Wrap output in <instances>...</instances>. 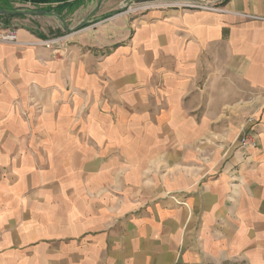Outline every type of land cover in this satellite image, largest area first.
Wrapping results in <instances>:
<instances>
[{"label":"crops","instance_id":"crops-1","mask_svg":"<svg viewBox=\"0 0 264 264\" xmlns=\"http://www.w3.org/2000/svg\"><path fill=\"white\" fill-rule=\"evenodd\" d=\"M124 1L0 0V264H264V0L150 9L95 66L39 43Z\"/></svg>","mask_w":264,"mask_h":264},{"label":"rangeland","instance_id":"rangeland-1","mask_svg":"<svg viewBox=\"0 0 264 264\" xmlns=\"http://www.w3.org/2000/svg\"><path fill=\"white\" fill-rule=\"evenodd\" d=\"M197 1L199 0H127L122 3L118 15L125 16L127 24L123 27L119 25V21H114L116 19L113 18L107 21V29H104V31L100 33L99 28L101 23H96L93 21L87 24L90 26L85 29H82L83 27L81 26L79 29L69 32V34L66 33L62 36H55V38L51 37L48 38L49 40L46 39L39 41V43L56 51L58 50V45L65 46L64 51L55 52V54L59 55L60 59L65 62H67L71 57L70 52L67 50L74 48L76 61L79 63H90L91 65L95 66V62L104 60L106 55L110 53L111 49L116 46V38L121 36L119 38L122 39L124 37L125 33H119L117 35L115 34V30H124L125 32L127 30H131V25L134 21L133 18H137L144 12L156 7L169 6L186 9L180 5L184 4L185 2L198 3ZM12 26L17 27V22L13 23ZM45 34L52 35L49 31H46ZM127 41L129 40H127L125 36L123 42ZM219 264L246 263L238 259H229L220 262Z\"/></svg>","mask_w":264,"mask_h":264},{"label":"built area","instance_id":"built-area-1","mask_svg":"<svg viewBox=\"0 0 264 264\" xmlns=\"http://www.w3.org/2000/svg\"><path fill=\"white\" fill-rule=\"evenodd\" d=\"M180 6L185 8H205L209 10L217 9L212 6H207L192 2H185ZM0 43L20 44L21 42L19 40L17 27L11 26L9 28L0 30ZM249 122H253V118H249ZM240 144L241 146H253V147L257 145V140L254 134L252 133V131H248L243 135V137L240 140Z\"/></svg>","mask_w":264,"mask_h":264},{"label":"trees","instance_id":"trees-1","mask_svg":"<svg viewBox=\"0 0 264 264\" xmlns=\"http://www.w3.org/2000/svg\"><path fill=\"white\" fill-rule=\"evenodd\" d=\"M85 26H87V25H84V26H82V27H85Z\"/></svg>","mask_w":264,"mask_h":264}]
</instances>
